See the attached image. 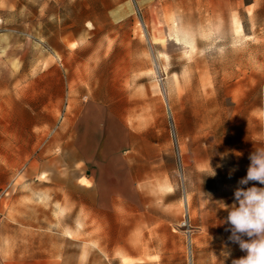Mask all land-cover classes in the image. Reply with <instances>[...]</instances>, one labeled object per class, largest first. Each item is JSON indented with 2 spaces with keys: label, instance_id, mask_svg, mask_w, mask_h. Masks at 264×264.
Segmentation results:
<instances>
[{
  "label": "rangeland",
  "instance_id": "374dc122",
  "mask_svg": "<svg viewBox=\"0 0 264 264\" xmlns=\"http://www.w3.org/2000/svg\"><path fill=\"white\" fill-rule=\"evenodd\" d=\"M91 104L131 132L134 188H109L105 134L90 164L76 151ZM255 147L264 0H0V235L62 264H232L217 202ZM100 170L106 188L75 185Z\"/></svg>",
  "mask_w": 264,
  "mask_h": 264
},
{
  "label": "crops",
  "instance_id": "0c3cea01",
  "mask_svg": "<svg viewBox=\"0 0 264 264\" xmlns=\"http://www.w3.org/2000/svg\"><path fill=\"white\" fill-rule=\"evenodd\" d=\"M88 106L83 114L79 117L77 123V134L74 140L75 149L79 152L85 163H91L92 158L97 155L99 150V136L105 134L102 144H100L101 150L105 151L104 155H109L110 151H119L117 154V165L114 167L115 162L113 159L107 158L105 165L111 171L110 177H107V181L112 182L109 188L123 189L134 188L132 184L134 177L132 176L131 161L128 160L127 152L132 149L134 141L129 139L131 132L123 126L119 116L106 105L91 104ZM119 123V127L116 125ZM123 135V139L112 140L111 136L115 133ZM125 137V138H124ZM131 137V135H130ZM121 150H126L125 154L121 153ZM88 176V175H87ZM89 177H85L88 180ZM103 172L98 171L97 177L94 183L84 184L79 182L81 177L75 182L87 189L95 186L96 189L106 188L103 184ZM128 182V185H126ZM5 214V208L2 205V197H0V222ZM1 229V228H0ZM1 231V230H0ZM45 241L38 240L37 244H34L33 240H20L18 237H14L6 230L4 235H0V264H62L60 260L55 256H46Z\"/></svg>",
  "mask_w": 264,
  "mask_h": 264
},
{
  "label": "clouds",
  "instance_id": "9594fccd",
  "mask_svg": "<svg viewBox=\"0 0 264 264\" xmlns=\"http://www.w3.org/2000/svg\"><path fill=\"white\" fill-rule=\"evenodd\" d=\"M249 159L247 175L234 191V203L228 206L217 202L219 208L228 211L225 222L231 225L229 239L246 253L232 264H264V187H243L249 182L264 185V147H255ZM211 175H215L213 170ZM245 236L248 239H243Z\"/></svg>",
  "mask_w": 264,
  "mask_h": 264
}]
</instances>
